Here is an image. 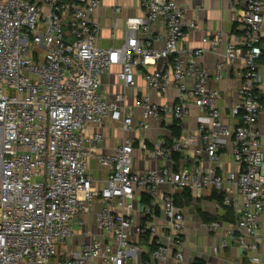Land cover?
Wrapping results in <instances>:
<instances>
[{
  "label": "built area",
  "instance_id": "built-area-1",
  "mask_svg": "<svg viewBox=\"0 0 264 264\" xmlns=\"http://www.w3.org/2000/svg\"><path fill=\"white\" fill-rule=\"evenodd\" d=\"M138 4L142 17L126 21L124 42L103 48L94 19L100 0H0V264H186V208L176 195L188 190L194 200L205 189L224 192L233 210L227 234L244 257L235 264H263L264 134L257 121L264 0L232 1L238 44L226 42L214 71L219 80L225 64L242 60L231 109L236 125L223 122L221 94L197 65L204 50L180 47L195 26L178 0ZM155 22L160 30L151 33ZM224 39L219 31L204 41L214 49ZM113 66L125 88L136 87L137 68L147 69L146 91L134 104L125 91L102 95ZM150 91L171 100L153 102ZM193 109L197 136L158 142L146 135L166 120L181 127ZM106 121L124 135L110 153L99 151ZM135 143L144 160L163 164L136 169ZM228 143L234 169L221 174L219 151ZM189 149L210 165L177 168L174 155Z\"/></svg>",
  "mask_w": 264,
  "mask_h": 264
},
{
  "label": "crops",
  "instance_id": "crops-1",
  "mask_svg": "<svg viewBox=\"0 0 264 264\" xmlns=\"http://www.w3.org/2000/svg\"><path fill=\"white\" fill-rule=\"evenodd\" d=\"M233 0H178L179 4L185 9V18L187 22L194 24L193 29H186L185 36L180 43L182 49L202 48L203 53L197 58V65L207 70L209 74L208 87L217 89L221 94L218 104L222 110V120L228 125H236L238 118L231 115V109L238 102L237 89L239 87L243 63L240 58L234 62L225 64L222 72V78L216 80L214 77L215 67L222 58L226 42L238 44L239 32L235 29L233 15L230 11V5ZM142 11L138 0H100V6L94 19L101 24L98 45L103 48L120 46L126 37V21L128 19L141 18ZM138 34L144 37L145 33L138 27ZM149 32L156 33L160 30L159 22L149 26ZM223 32L225 39L222 43L212 49L204 39L211 38L217 32ZM261 46L264 49V13L261 29ZM154 46H159L155 43ZM161 64L158 65L160 67ZM120 70L119 66H113L109 73L102 77L101 91L102 95L109 99L114 93L125 91L127 93L128 103L134 104L142 93H145V84L142 75L147 69L137 68L135 70L136 87L125 88L117 80L116 73ZM152 69L149 68L148 71ZM260 72L262 82L260 85L261 102L263 110L257 121L259 131L264 134V61L261 62ZM120 83V85H118ZM104 93V94H103ZM151 100L157 103L170 101V96L158 97L153 92H149ZM174 94V93H173ZM138 111V110H137ZM200 113L193 109L190 116L187 117L181 126L180 136L192 134L197 136V118ZM99 130L104 135L101 148L102 153H110L112 149L121 143L124 136L118 128L112 127L109 121H106ZM173 123L166 120L160 127L153 124L146 132V135L153 141H171L178 138L173 134ZM90 131V130H89ZM179 136V137H180ZM134 167L138 170L143 168L158 167L163 164L162 161L144 160L143 153L139 150V143H135ZM231 143L219 151L220 167L218 172L226 174L234 169L233 156L231 153ZM177 168H192L198 165L202 168L210 164L204 155L197 154L194 149H189L182 154H178ZM91 165H95L94 160ZM212 189H205L196 195L192 205L185 210V248L184 258L186 264H191L194 259H201L205 264H235L244 260L235 241L227 234L228 229L232 227L231 223L219 220L215 231L207 232L203 227L202 221L196 212L192 209L198 206L205 210L209 215H222V210L218 208L214 201L209 199ZM239 198V197H238ZM258 254L261 262L264 264V208L259 215V225L257 226ZM225 241L224 248H220L221 243ZM217 248V251H214Z\"/></svg>",
  "mask_w": 264,
  "mask_h": 264
},
{
  "label": "trees",
  "instance_id": "trees-1",
  "mask_svg": "<svg viewBox=\"0 0 264 264\" xmlns=\"http://www.w3.org/2000/svg\"><path fill=\"white\" fill-rule=\"evenodd\" d=\"M263 61H264V54L261 58V62ZM173 129H174L173 134L176 137H179L181 132V127L176 122H173ZM174 159L176 162H178L179 155L175 154ZM223 198H224V192L222 191L217 192L215 189L211 190L209 199L214 201L215 204L218 206V208L222 210V215L211 216L208 213L201 212L200 209H197V214L199 215L203 223L217 222L219 220H223L231 224L235 223L236 219L233 210L230 207L225 206L223 204ZM192 202H193L192 195L188 190H183L182 192L176 195V203L182 208L190 207L192 205ZM191 264H205V263L201 259H194L191 262Z\"/></svg>",
  "mask_w": 264,
  "mask_h": 264
},
{
  "label": "rangeland",
  "instance_id": "rangeland-1",
  "mask_svg": "<svg viewBox=\"0 0 264 264\" xmlns=\"http://www.w3.org/2000/svg\"><path fill=\"white\" fill-rule=\"evenodd\" d=\"M118 85H120V83H118ZM103 94H104V93H103ZM187 208H188V207H186V209H187ZM192 209L194 210V212H196V214H197V209H200L201 212L207 213V212H205V210H203L202 208H200V207H198V206H194ZM232 225H234V223H233ZM75 231H80V228H79V227H75Z\"/></svg>",
  "mask_w": 264,
  "mask_h": 264
}]
</instances>
